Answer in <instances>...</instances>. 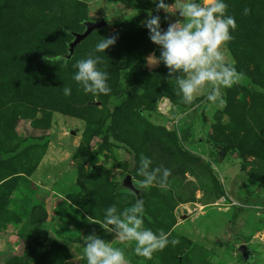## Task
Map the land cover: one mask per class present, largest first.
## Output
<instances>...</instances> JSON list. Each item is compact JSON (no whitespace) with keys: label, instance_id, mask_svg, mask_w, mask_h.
<instances>
[{"label":"rangeland","instance_id":"rangeland-1","mask_svg":"<svg viewBox=\"0 0 264 264\" xmlns=\"http://www.w3.org/2000/svg\"><path fill=\"white\" fill-rule=\"evenodd\" d=\"M224 3L238 25L227 58L244 79L222 90L224 104L208 99L206 83L187 105L164 64L145 61L161 51L144 32L148 10L165 31L178 13H157L151 0H0V264H87L90 235L129 264H244L241 244L251 264H264V0ZM87 20L105 25L70 50ZM113 35V46L94 51ZM39 51L67 63L31 61ZM89 53L103 59L108 95L86 94L73 79ZM141 155L152 161L147 172L161 169L148 188ZM125 174L137 193L121 185ZM138 199L145 227L179 241L152 259L101 226L109 206L120 215Z\"/></svg>","mask_w":264,"mask_h":264},{"label":"clouds","instance_id":"clouds-1","mask_svg":"<svg viewBox=\"0 0 264 264\" xmlns=\"http://www.w3.org/2000/svg\"><path fill=\"white\" fill-rule=\"evenodd\" d=\"M156 4L155 12L161 10L165 14L176 15L179 18L170 22L165 31L161 25V16L148 10L147 18L142 21L149 32V39L161 49L159 56L152 53L145 57L146 65L156 67L163 63L168 69L169 78H174L178 88L177 95L182 102L191 105L197 99L196 93L201 86L211 83L214 95L208 97L212 103L224 104L223 89L240 84L244 74L238 72L235 64L228 60V45L234 37L232 32L238 27L233 16L227 14L228 5L224 0H174L172 4L164 0H151ZM250 13L249 8L244 14ZM168 20L166 15L164 18ZM117 36L103 38L95 46V52H105L115 44ZM65 64L67 60L65 59ZM103 59L94 53L77 61L73 67L77 70L73 79L82 86L84 92L93 95H108L111 88L108 84L109 74L98 66ZM178 74V75H177ZM66 96L71 95V89L64 88ZM142 168L138 174L145 177L139 182L140 187L148 188L156 182L155 173L161 171L154 168L147 172L151 159L141 155ZM164 179L159 183L161 188L168 187L169 169H163ZM115 205L105 211V221L102 227L114 226L116 236L121 241L135 242V253L146 259H152L157 252H162L169 244L176 246L177 239L169 240L170 233L162 230L159 234L144 225V202L138 199L130 210L116 215ZM123 217V218H122ZM95 223L96 221H92ZM84 255L87 264H129L125 252L119 247L99 239L95 235L84 237ZM251 264V259L249 261Z\"/></svg>","mask_w":264,"mask_h":264},{"label":"water","instance_id":"water-1","mask_svg":"<svg viewBox=\"0 0 264 264\" xmlns=\"http://www.w3.org/2000/svg\"><path fill=\"white\" fill-rule=\"evenodd\" d=\"M105 25V22L103 20L100 21H87L85 22V31L82 34L79 35H75V39L74 41L70 44V50H72L73 46L79 42L83 37H85L89 32H91L94 29L100 28L101 26ZM121 185L123 187H126L128 189H130L131 191H134L135 193L138 192V189L133 185L132 183V178L130 174H125L122 177V183ZM186 218V217H184ZM249 246L247 244H241L238 247V251L239 253H241L242 256V260L244 264H249ZM69 264H77L74 262H70Z\"/></svg>","mask_w":264,"mask_h":264},{"label":"trees","instance_id":"trees-1","mask_svg":"<svg viewBox=\"0 0 264 264\" xmlns=\"http://www.w3.org/2000/svg\"><path fill=\"white\" fill-rule=\"evenodd\" d=\"M87 21H92V20H87ZM86 21V22H87ZM148 29H146L144 32H148L147 31ZM229 47L231 46V44L228 45ZM232 47V46H231ZM65 58L66 60H68V57L67 55H60V54H56V53H43V52H38L37 55H36V59L35 58H31V61H36V62H40V63H45V62H51V63H54L57 61L58 58ZM235 67L237 69V71L239 70V68L237 67V65L235 64ZM250 74V73H249ZM251 76H253L251 74ZM254 79H256L255 76H253ZM226 149H232V147H226ZM78 153H79V148L76 149V151L73 153L72 155V158L75 159L78 156ZM88 155V152L84 153L82 155L83 158H85L86 156ZM34 169V168H33ZM36 232H33V234L31 235L30 239L28 240L29 242H32V240L34 239V236H35Z\"/></svg>","mask_w":264,"mask_h":264},{"label":"flooded vegetation","instance_id":"flooded-vegetation-1","mask_svg":"<svg viewBox=\"0 0 264 264\" xmlns=\"http://www.w3.org/2000/svg\"><path fill=\"white\" fill-rule=\"evenodd\" d=\"M249 259H251L252 262V252H250V250H249Z\"/></svg>","mask_w":264,"mask_h":264}]
</instances>
